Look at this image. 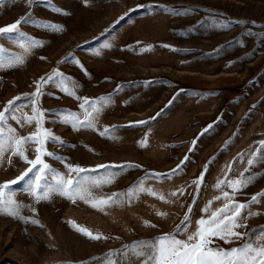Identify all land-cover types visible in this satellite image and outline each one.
<instances>
[{
    "label": "rangeland",
    "instance_id": "rangeland-1",
    "mask_svg": "<svg viewBox=\"0 0 264 264\" xmlns=\"http://www.w3.org/2000/svg\"><path fill=\"white\" fill-rule=\"evenodd\" d=\"M53 7L61 12L52 11ZM24 16L54 22L63 30L22 24L20 31L43 44L29 51L0 38V46L7 50L0 54L4 61L22 60L11 66L0 61V109L16 96L24 97L17 104H28L35 82L54 69L79 85L80 97L111 94L112 101L95 130L77 131L49 119L44 127L65 143H50L47 150L67 164L86 169L124 163L139 166L87 173L100 178L118 173L111 183L93 189L97 196L124 193L141 181L156 195L141 192L130 201L122 198L118 205L97 210L60 195L35 203L22 186H13L16 199L26 206L21 215L27 219L0 214V264H100L95 258L110 250L172 232L189 206L193 212L188 232L194 231L195 221L206 215L201 209L220 195L214 185L225 178L227 166L232 165L228 177L238 178L249 154L264 141V0H52L51 5L47 0H0V27ZM225 21L231 22L227 29L222 27ZM105 43L112 47L104 48ZM44 90L42 109L80 111V100L54 85ZM24 114L31 115L30 104L17 113ZM141 120L148 122L130 126ZM10 123L20 135L35 131L34 122L24 127ZM210 124L212 128L200 136ZM112 126V136L100 134ZM144 140L146 146L141 144ZM34 149L32 145L29 159L35 158ZM186 155L189 159L181 171L172 175ZM42 159L67 172L60 160ZM206 164L198 191L193 180ZM27 167L18 157H11L9 163L6 154L0 162V183L15 179ZM252 172L258 173L257 178L237 195L240 202L264 191V164ZM151 173L169 176L157 178ZM224 190L231 191L226 186ZM173 192L177 195L172 196ZM223 203L213 201L211 207L214 210ZM244 215L247 219L242 223L247 227L238 231L264 225V197ZM33 219L39 223H32ZM78 227L107 239H89ZM216 243L227 249L240 241Z\"/></svg>",
    "mask_w": 264,
    "mask_h": 264
},
{
    "label": "snow or ice",
    "instance_id": "snow-or-ice-1",
    "mask_svg": "<svg viewBox=\"0 0 264 264\" xmlns=\"http://www.w3.org/2000/svg\"><path fill=\"white\" fill-rule=\"evenodd\" d=\"M47 2L49 5L52 4V0H47ZM51 10L57 13L61 12L60 9L54 7ZM173 14L180 15L175 10ZM230 23L225 21L222 27L227 29L230 27ZM22 24H34L53 32L63 30L62 25L54 22L38 21L31 16L21 17L10 25L0 27V38L13 40L25 51H29L34 47H42L43 44L38 43L35 38L20 31ZM103 47L110 48L112 45L105 43ZM150 48L151 46H149ZM6 51L4 47L0 46V54ZM0 61H4L3 55H0ZM4 62L11 66L14 63L22 62V60L20 57H12ZM2 66L3 64H0V67ZM35 83V91L27 97L28 104L31 105V115H17L18 112L23 113V109L28 106V104H17V101L24 99L21 96L13 97V99L7 101L3 109H0V162H3L6 154H8L9 163H11V157H18L29 165L15 179L0 183V214L27 219L21 215V211L26 206L16 199V189L13 186H22V190L28 193L35 203L50 200L53 195H60L73 203L76 200H82L97 210L118 205L123 202L122 198L130 201L141 192L156 195L152 189L144 188L142 186L143 181H141L124 193H113L107 197L97 196L93 189H98L105 183H111L118 173L114 172L103 178L86 175L87 173L109 168L123 171L127 168L139 166L124 163L119 165H98L94 169H86L79 165L67 164L56 153L47 150L46 146L50 143L60 145L65 143L62 138L54 134V130L44 127L49 119L53 123L59 122L77 131L80 129L95 130L101 114L112 101L111 94L98 98L80 97L77 94L79 85L71 77L55 69L50 75L40 77ZM48 85H54L63 94L80 100L81 102L78 104L80 111L60 109L50 113L42 109L40 107V98L47 95L44 89ZM10 121H15L20 127L31 125L34 122L35 131L28 135H20L17 128L13 127ZM147 122L144 120L136 121L132 122L130 126L143 125ZM211 128V124L206 126L199 135L203 136ZM114 130L115 126L105 127L100 134L106 137L112 136ZM192 143L195 144L196 140L194 139ZM141 144L146 146L147 141L144 140ZM32 145H35L36 155L34 159H29L28 153L32 151ZM44 156L60 160L67 168V172H61L51 167L42 159ZM188 159L189 157L186 155L180 164L171 170V174L174 175L181 171L182 166ZM241 159H243V156H241ZM261 164H264V141H261L256 150L249 154L247 166L239 174L238 178L232 179L228 177L227 173L232 171V165L229 164L227 166L225 178L218 179L214 185L220 195L214 196L213 200H210L201 209V212L206 215H202L201 218L195 221L194 231L188 232V227L192 224L191 214L193 212V208L189 206L180 224L172 232L161 234L149 240L135 241L121 249L110 250L104 257L95 259H98L100 264H264V225L260 226L259 229H249L244 232L238 231L242 227H247L246 224L242 223L243 220L247 219L244 214L252 205L260 202V198L264 197V191L253 194L245 202H240L236 199L238 194L256 180L258 173L252 172V169ZM206 171L207 164L200 175L193 180V184L196 185L198 191L204 183ZM149 175L157 178L169 176V174L160 173H151ZM225 186L231 191H225ZM180 194L183 195V191ZM171 195L176 196L177 193L173 192ZM159 198L164 199L163 196ZM193 200H195V197H193ZM217 200H222L224 203L221 207L213 210L211 205L213 201ZM32 211L35 212V208ZM156 214L158 216L166 215L160 212ZM248 215L256 216L259 213L249 212ZM31 222L39 223L35 219L31 220ZM144 224L145 226H150L148 221H144ZM151 226L154 227L155 225ZM76 230L92 240L107 239V237L93 234L83 227H78ZM181 234L186 235V239H180ZM217 240H221L226 244L237 241H240V243L235 247L226 249L219 246L216 243Z\"/></svg>",
    "mask_w": 264,
    "mask_h": 264
}]
</instances>
